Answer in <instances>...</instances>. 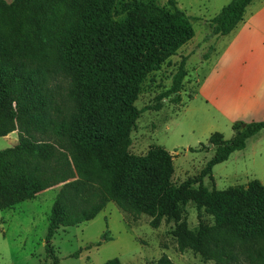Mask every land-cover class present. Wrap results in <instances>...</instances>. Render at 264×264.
I'll use <instances>...</instances> for the list:
<instances>
[{
	"label": "trees",
	"instance_id": "trees-1",
	"mask_svg": "<svg viewBox=\"0 0 264 264\" xmlns=\"http://www.w3.org/2000/svg\"><path fill=\"white\" fill-rule=\"evenodd\" d=\"M253 1L231 0L211 20L212 37L230 35ZM0 3V138L19 133L14 148L0 151V181L13 194L10 201L0 194V210L62 186L48 218L49 256L59 229L89 222L114 203L127 215L149 217L153 229L173 220L180 252H206L215 264H264L263 186L205 195L214 225L200 227L192 242L183 216L191 187L201 186L213 167L244 150L264 121L234 123L229 141L212 134L205 147L212 158L179 188L170 182L173 168L165 152L141 159L128 154L141 115L134 106L141 83L194 37L173 0L169 9L154 0ZM186 76L182 60L154 109L170 96L180 102ZM100 240L109 241L107 232ZM157 264L171 262L163 257Z\"/></svg>",
	"mask_w": 264,
	"mask_h": 264
},
{
	"label": "rangeland",
	"instance_id": "rangeland-1",
	"mask_svg": "<svg viewBox=\"0 0 264 264\" xmlns=\"http://www.w3.org/2000/svg\"><path fill=\"white\" fill-rule=\"evenodd\" d=\"M173 1L188 18L194 37L141 83L134 102L141 115L130 135L128 154L141 159L152 151L165 152L173 168L170 182L179 188L199 176L212 158L213 151L205 149L212 134L219 133L229 141L234 137V123L264 121V107L258 109V64L264 65L261 51L264 40L258 29H261L264 13L248 27L249 13L257 8L254 0L245 13L244 22L230 35L217 38L211 35L210 22L231 0ZM154 2L169 9L168 0ZM3 9L0 3V15ZM116 14L113 11V17ZM182 60H185L187 76L180 102L176 104L170 96L161 101L159 109H154L156 98L171 88L172 77ZM263 134L249 139L244 150L234 152L227 161L213 167L211 177L204 178L201 186L191 187L193 193L185 197L183 214L190 242L200 227L214 225V218L207 212L210 200L205 195L238 188L247 190L251 184L264 187ZM18 141L17 131L0 138V151L14 148ZM61 188L53 187L34 200L0 210V264H108L115 261L157 264L163 257L171 264H215L206 252L190 248L180 252L173 235L178 225L173 220L164 219L159 228L153 229L149 226V217L127 215L114 203H108L89 222L59 229L51 241L53 256H49L45 250L48 218ZM0 190L2 196L7 195V200L13 199V194L1 181ZM105 232L109 241L100 240ZM100 241L101 245L96 246Z\"/></svg>",
	"mask_w": 264,
	"mask_h": 264
},
{
	"label": "crops",
	"instance_id": "crops-1",
	"mask_svg": "<svg viewBox=\"0 0 264 264\" xmlns=\"http://www.w3.org/2000/svg\"><path fill=\"white\" fill-rule=\"evenodd\" d=\"M3 1L6 2V3H11L12 2V0H3ZM255 3H256L257 8L256 7L252 8L251 12L249 13V19L247 20L248 21L247 22L248 23L247 24L248 27L251 25L252 22H254L255 20H258V18L264 13V0H256ZM248 7H247L246 11L248 10ZM244 17H245V14H244L243 18ZM243 22H244V20H242V23ZM262 28H264V19L262 21L261 29H258V27H256V29H258V34L264 40V31H262ZM261 51L264 52V49L261 50ZM233 67H238V66L237 65H233ZM262 69L264 70V65H259L258 64V109H260V107H264V81H262V80H264V79H262V77H264V71H262ZM262 132L264 133V129L258 133V138H259L260 135H262Z\"/></svg>",
	"mask_w": 264,
	"mask_h": 264
}]
</instances>
